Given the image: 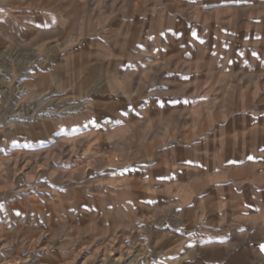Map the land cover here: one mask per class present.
Returning a JSON list of instances; mask_svg holds the SVG:
<instances>
[{
  "label": "rangeland",
  "instance_id": "374dc122",
  "mask_svg": "<svg viewBox=\"0 0 264 264\" xmlns=\"http://www.w3.org/2000/svg\"><path fill=\"white\" fill-rule=\"evenodd\" d=\"M166 260L264 264V0H0V264Z\"/></svg>",
  "mask_w": 264,
  "mask_h": 264
},
{
  "label": "crops",
  "instance_id": "0c3cea01",
  "mask_svg": "<svg viewBox=\"0 0 264 264\" xmlns=\"http://www.w3.org/2000/svg\"><path fill=\"white\" fill-rule=\"evenodd\" d=\"M15 126V124H13V126H12V128ZM168 259H169V257H168ZM169 260H166V264H167V262H168Z\"/></svg>",
  "mask_w": 264,
  "mask_h": 264
}]
</instances>
